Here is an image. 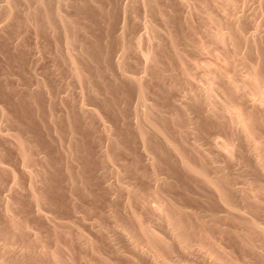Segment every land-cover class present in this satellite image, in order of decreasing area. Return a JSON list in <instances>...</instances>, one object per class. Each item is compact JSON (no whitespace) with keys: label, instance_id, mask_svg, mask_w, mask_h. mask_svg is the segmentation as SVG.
<instances>
[{"label":"rangeland","instance_id":"374dc122","mask_svg":"<svg viewBox=\"0 0 264 264\" xmlns=\"http://www.w3.org/2000/svg\"><path fill=\"white\" fill-rule=\"evenodd\" d=\"M6 2L0 264H264V0Z\"/></svg>","mask_w":264,"mask_h":264},{"label":"bare ground","instance_id":"6f19581e","mask_svg":"<svg viewBox=\"0 0 264 264\" xmlns=\"http://www.w3.org/2000/svg\"><path fill=\"white\" fill-rule=\"evenodd\" d=\"M6 1H7L6 3L8 4V0H6ZM23 1H24V0H23ZM10 3H11V2H10ZM10 3H9V4H10ZM12 4H13V3H12ZM12 4L9 5V6L11 7ZM25 4H26V3H25ZM3 5H4V4H3ZM1 6H2V5H1ZM16 6H17V5H16ZM2 7H3V6H2ZM7 7H8V6H7ZM26 7H27V6H26ZM0 8H1V7H0ZM17 8H18V7H17ZM4 9H5V8H4ZM27 9H28V8H27ZM2 10H3V9H2ZM12 10H13V9H12ZM14 10H15V9H14ZM20 10H21V9H20ZM23 10H25V9H23ZM4 11H5V10H4ZM4 11H3V12H4ZM7 11H9V8H8ZM27 11H28V10H27ZM27 11H26V12H27ZM9 12H10V11H9ZM0 13L2 14V12H0ZM23 13L25 14V12H23ZM3 14H4V13H3ZM11 14H12V13H11ZM14 14H15V13H14ZM26 14H27V13H26ZM6 15H7V14H6ZM0 16H1V15H0ZM4 16H5V14H4ZM4 16H3V17H4ZM27 16H28V15H27ZM6 17H7V16H6ZM6 17H5V19H6ZM10 17H11V15H10ZM0 18H1V17H0ZM27 18H28V17H27ZM5 19L3 20V18H2V20H1L0 22L3 23V21H5ZM15 19H16V18H15ZM12 20H13V19H12ZM12 20L9 21V23L12 22ZM18 20H19V19H18ZM25 20H26V19H25ZM7 21H8V20H7ZM27 21H28V20H27ZM25 22H26V21H25ZM2 23H1V24H2ZM17 23H18V22H17ZM50 23H51V22H50ZM26 24H27V23H26ZM22 25H23V24H22ZM4 26H5V25H4ZM12 26H13V25H12ZM18 26H19V24H18ZM7 27H8V26H7ZM20 27H21V26H20ZM4 28H5V27H4ZM16 30H17V29H16ZM21 30H22V29H21ZM23 30H24V29H23ZM18 33H19V32H18ZM23 33H24V32H23ZM13 34H14V33H13ZM16 34H17V33H16ZM26 34H27V33H26ZM17 35H18V34H17ZM8 36H9V35H8ZM13 37H15V36H13ZM18 37H19V36H18ZM18 37H17V39H18ZM17 39H16V40H17ZM22 40H23V39H22ZM22 40H21V41H22ZM8 41H9V40H8ZM8 41H7V42H8ZM16 42H17V41H16ZM18 43H19V42H18ZM196 172H197V171H195V173H196ZM198 173H200V172H198ZM198 173H196V174L200 176V174H198ZM4 261H5V260H4ZM5 263H6V262H5Z\"/></svg>","mask_w":264,"mask_h":264}]
</instances>
